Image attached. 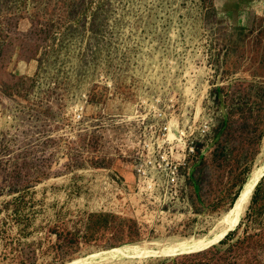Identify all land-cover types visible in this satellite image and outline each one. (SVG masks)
Returning a JSON list of instances; mask_svg holds the SVG:
<instances>
[{"label":"rangeland","instance_id":"374dc122","mask_svg":"<svg viewBox=\"0 0 264 264\" xmlns=\"http://www.w3.org/2000/svg\"><path fill=\"white\" fill-rule=\"evenodd\" d=\"M262 150L264 0H0V264H264Z\"/></svg>","mask_w":264,"mask_h":264},{"label":"bare ground","instance_id":"6f19581e","mask_svg":"<svg viewBox=\"0 0 264 264\" xmlns=\"http://www.w3.org/2000/svg\"><path fill=\"white\" fill-rule=\"evenodd\" d=\"M251 172L252 174H249L248 176V184L245 186L244 190L240 192V195L236 199L233 207L229 211L223 213L218 219L217 223L219 228L218 226L215 227L218 228V231H216L213 236H205L199 239L190 238L176 240L168 246L166 253L174 255L176 253L178 254L182 252L199 251L218 243L228 232L232 231L239 224L240 220L245 214V211L255 191L256 183L264 174V161L260 165H256ZM151 253L155 254L156 251L150 246V244L141 243L136 245H126L123 248H115L108 251L95 253L94 257L99 256L110 264H115L118 260H121L122 264H132L141 262ZM90 259L91 257H83L74 260L69 264H87Z\"/></svg>","mask_w":264,"mask_h":264},{"label":"water","instance_id":"95a60500","mask_svg":"<svg viewBox=\"0 0 264 264\" xmlns=\"http://www.w3.org/2000/svg\"><path fill=\"white\" fill-rule=\"evenodd\" d=\"M261 154H262V158H261V163H262L264 161V150H262V153ZM261 163H259V165ZM250 174H252V172ZM262 179H264V174L260 177L259 181L256 183L255 189H256L257 185L260 183V181ZM248 180H249V177L246 179V182L244 183V186H243L241 192L244 190L245 186L248 184Z\"/></svg>","mask_w":264,"mask_h":264}]
</instances>
